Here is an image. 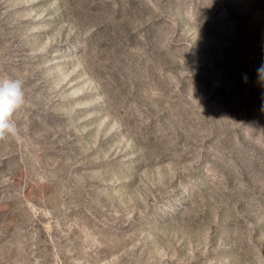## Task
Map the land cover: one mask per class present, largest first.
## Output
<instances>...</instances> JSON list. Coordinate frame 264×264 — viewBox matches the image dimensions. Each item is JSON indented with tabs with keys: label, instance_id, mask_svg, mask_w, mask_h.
Returning <instances> with one entry per match:
<instances>
[{
	"label": "rangeland",
	"instance_id": "rangeland-1",
	"mask_svg": "<svg viewBox=\"0 0 264 264\" xmlns=\"http://www.w3.org/2000/svg\"><path fill=\"white\" fill-rule=\"evenodd\" d=\"M262 63L264 0H0V264H264Z\"/></svg>",
	"mask_w": 264,
	"mask_h": 264
},
{
	"label": "clouds",
	"instance_id": "clouds-1",
	"mask_svg": "<svg viewBox=\"0 0 264 264\" xmlns=\"http://www.w3.org/2000/svg\"><path fill=\"white\" fill-rule=\"evenodd\" d=\"M256 72L258 80L264 82V63ZM24 104V81L20 78H0V139L19 136L14 116Z\"/></svg>",
	"mask_w": 264,
	"mask_h": 264
}]
</instances>
